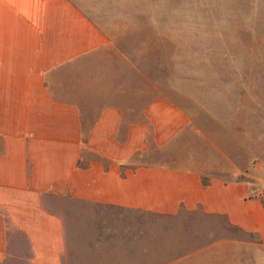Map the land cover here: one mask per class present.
Instances as JSON below:
<instances>
[{
	"label": "crops",
	"instance_id": "obj_1",
	"mask_svg": "<svg viewBox=\"0 0 264 264\" xmlns=\"http://www.w3.org/2000/svg\"><path fill=\"white\" fill-rule=\"evenodd\" d=\"M107 42L72 0H0V264H181L189 253L212 264L216 249L235 264L220 248L236 239L218 232L189 250L201 221L254 235L263 262L264 199L251 177L204 176L160 154L188 126L182 110L80 104L66 71Z\"/></svg>",
	"mask_w": 264,
	"mask_h": 264
},
{
	"label": "rangeland",
	"instance_id": "obj_2",
	"mask_svg": "<svg viewBox=\"0 0 264 264\" xmlns=\"http://www.w3.org/2000/svg\"><path fill=\"white\" fill-rule=\"evenodd\" d=\"M72 2L108 41L66 71L82 106L142 112L164 100L189 124L161 155L204 176L251 177L258 192L264 190V0ZM201 223L188 231L190 251L218 242L219 233L236 239L235 247L220 248L235 253V264H246L244 256L264 264L254 235L224 229L221 221L219 231ZM189 254L181 264L201 263ZM206 257L224 264L217 249Z\"/></svg>",
	"mask_w": 264,
	"mask_h": 264
},
{
	"label": "built area",
	"instance_id": "obj_3",
	"mask_svg": "<svg viewBox=\"0 0 264 264\" xmlns=\"http://www.w3.org/2000/svg\"><path fill=\"white\" fill-rule=\"evenodd\" d=\"M258 196L262 197L264 199V190L263 191H260L258 192Z\"/></svg>",
	"mask_w": 264,
	"mask_h": 264
}]
</instances>
